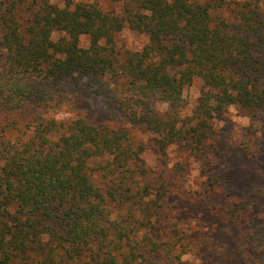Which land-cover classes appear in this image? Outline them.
<instances>
[{
	"label": "trees",
	"instance_id": "16d2710c",
	"mask_svg": "<svg viewBox=\"0 0 264 264\" xmlns=\"http://www.w3.org/2000/svg\"><path fill=\"white\" fill-rule=\"evenodd\" d=\"M112 1L122 12L0 0V264H198L189 253L210 264L217 255L208 234L189 248L177 237L193 238L168 166L148 167L130 129L47 110L96 89L117 108L111 121L144 127L162 150L206 154L216 114L264 112V0ZM127 26L150 41L118 48ZM196 77L199 104L180 117Z\"/></svg>",
	"mask_w": 264,
	"mask_h": 264
},
{
	"label": "rangeland",
	"instance_id": "374dc122",
	"mask_svg": "<svg viewBox=\"0 0 264 264\" xmlns=\"http://www.w3.org/2000/svg\"><path fill=\"white\" fill-rule=\"evenodd\" d=\"M76 1L96 2L107 11L122 12V3L112 0ZM149 41L146 32L128 26L117 35L120 49L140 50ZM82 44H88L87 36L82 37ZM203 91L201 77L186 86L180 117L194 114ZM59 103L49 106L50 117H84L92 123L125 126L137 142L145 143L143 156L148 167L168 166L173 201L193 238L189 242L188 236L177 237L188 248L208 234L217 252L210 264H264V112L256 114L238 105L227 107L215 116L217 137L210 140L207 153L189 155L177 143L162 150L152 133L127 118L111 121L109 114L117 108L96 89L65 94ZM158 107L162 111L169 108L166 103H158ZM184 257L202 263L193 253Z\"/></svg>",
	"mask_w": 264,
	"mask_h": 264
}]
</instances>
